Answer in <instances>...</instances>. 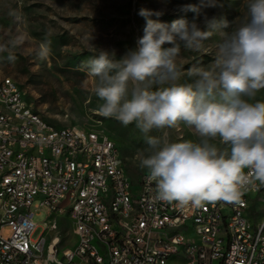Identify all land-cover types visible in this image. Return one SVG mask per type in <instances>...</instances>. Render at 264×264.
Listing matches in <instances>:
<instances>
[{
    "label": "built area",
    "instance_id": "1",
    "mask_svg": "<svg viewBox=\"0 0 264 264\" xmlns=\"http://www.w3.org/2000/svg\"><path fill=\"white\" fill-rule=\"evenodd\" d=\"M147 175L130 178L103 130L50 123L1 79L0 264H264V211H249L264 185L196 208L156 199ZM32 205L75 241L61 247L57 219L32 239Z\"/></svg>",
    "mask_w": 264,
    "mask_h": 264
},
{
    "label": "clouds",
    "instance_id": "2",
    "mask_svg": "<svg viewBox=\"0 0 264 264\" xmlns=\"http://www.w3.org/2000/svg\"><path fill=\"white\" fill-rule=\"evenodd\" d=\"M218 6L219 0L185 4L181 11L193 12V18L170 24L152 19L162 12L142 8L138 14L146 26L136 48L120 58L100 48L86 61L88 74L97 78L94 93L103 101L99 113L144 134L148 154L139 155V167L155 182L156 199L180 206L238 205L257 182L264 185V101L255 100L264 90V0H249L248 19L226 35L210 69L194 66L188 70L193 82H179L181 44L199 51L215 31L229 26L207 16L205 9ZM18 43H0V54L14 60L11 50ZM50 51L45 41L38 55L47 59ZM181 123L195 130L198 142L169 140L164 130ZM154 130L163 134L149 135Z\"/></svg>",
    "mask_w": 264,
    "mask_h": 264
},
{
    "label": "rangeland",
    "instance_id": "3",
    "mask_svg": "<svg viewBox=\"0 0 264 264\" xmlns=\"http://www.w3.org/2000/svg\"><path fill=\"white\" fill-rule=\"evenodd\" d=\"M248 2L237 0L235 6L205 9L209 18L227 21L229 26L215 31L199 51L186 50L181 44L178 66L196 55L205 54L208 62L200 67L210 69L226 35L248 19ZM198 3L200 0H0V43L10 39L19 41L18 46L11 50L14 60L8 58V52L0 54V81L4 77L14 79L32 109L56 126L76 125L103 130L119 147L127 173L135 181L147 172L139 167L138 160L141 153L148 154L147 144L137 143L144 134L135 125L124 127L115 119L105 118L99 113L103 101L94 93L97 78L88 74V59L77 66H71L67 61L76 56L99 54L100 48L114 50L120 58L129 49L136 48L137 39L144 34L146 20L138 14L140 9L160 11L177 20L189 13L181 11L183 5ZM194 15L186 19L191 20ZM152 19L164 22L157 16ZM202 21L203 17L201 27H204ZM45 41L51 51L47 59H41L38 53ZM181 70L183 75L179 82H193L195 78L188 76L189 69ZM255 100L264 101V90L257 93ZM164 131L169 133L171 142H198L200 139L193 128L183 123ZM162 134L158 130L149 133L154 136ZM214 143L219 145V141ZM31 209L35 224L30 236L32 239H37L52 219L58 222L63 219L49 214L46 206L34 209L32 205ZM65 223L69 231L60 243L61 247L75 241L69 223Z\"/></svg>",
    "mask_w": 264,
    "mask_h": 264
},
{
    "label": "trees",
    "instance_id": "4",
    "mask_svg": "<svg viewBox=\"0 0 264 264\" xmlns=\"http://www.w3.org/2000/svg\"><path fill=\"white\" fill-rule=\"evenodd\" d=\"M236 3H237V0H219L220 6L215 7V9L216 8H226V7H229V6H235ZM191 15H194V13L189 11V13L187 15H185V18H189ZM159 18L161 20H163L164 22L169 23V24L171 22H173L174 20H176V19H173L172 15H170V14H163V15L159 16ZM63 42H66L65 38H63ZM95 55H98V54H92L91 53V54H88L87 56L86 55H81V57L80 56H76L73 59H68L67 63H70L71 66H77V64H80V62H82V60H84V59H88L89 60V59L93 58V56H95ZM207 62H208V56L205 55V54H200V55L194 56L193 59L191 61L187 62L186 64H183L181 66V68L190 69V68H192L194 66L200 67V66L206 64ZM74 71H76V70H74ZM48 122H50V121H48ZM109 137L112 139L111 136H109ZM144 141H145L144 138L143 139H138L137 143L141 144L142 146H144V144H145ZM119 151H120V149H119ZM120 155H121V152H120ZM65 222H66L65 219L59 220L60 243H62L65 240V238L67 236V232L69 231L68 227H67V224Z\"/></svg>",
    "mask_w": 264,
    "mask_h": 264
},
{
    "label": "crops",
    "instance_id": "5",
    "mask_svg": "<svg viewBox=\"0 0 264 264\" xmlns=\"http://www.w3.org/2000/svg\"><path fill=\"white\" fill-rule=\"evenodd\" d=\"M264 211V206L259 200H253L250 202L249 211Z\"/></svg>",
    "mask_w": 264,
    "mask_h": 264
}]
</instances>
